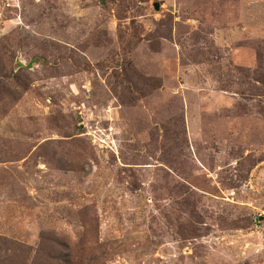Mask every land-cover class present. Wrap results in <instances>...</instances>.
Wrapping results in <instances>:
<instances>
[{"label":"rangeland","instance_id":"rangeland-1","mask_svg":"<svg viewBox=\"0 0 264 264\" xmlns=\"http://www.w3.org/2000/svg\"><path fill=\"white\" fill-rule=\"evenodd\" d=\"M0 64V264H264V0H0Z\"/></svg>","mask_w":264,"mask_h":264},{"label":"trees","instance_id":"trees-1","mask_svg":"<svg viewBox=\"0 0 264 264\" xmlns=\"http://www.w3.org/2000/svg\"><path fill=\"white\" fill-rule=\"evenodd\" d=\"M0 68H3L4 69V66L2 64H0ZM7 79H13L14 77H12L11 73L10 74H7L5 76ZM18 80V79H17ZM3 85V82L0 81V86ZM52 253V252H51ZM41 255L40 256H37L36 258L35 257H30L29 255H26L25 256V263L26 264H54L53 262H50L49 260H54L56 259V262L58 264H62V259H63V255L62 254H54V256L50 255L47 253V251H43L40 253ZM65 255V254H64ZM42 257V258H41ZM94 258V256L91 258V260ZM44 259H49L47 263H43V260ZM66 264H79V262L76 260L75 257L71 258L70 260H66L65 261ZM85 263V262H84Z\"/></svg>","mask_w":264,"mask_h":264},{"label":"water","instance_id":"water-1","mask_svg":"<svg viewBox=\"0 0 264 264\" xmlns=\"http://www.w3.org/2000/svg\"><path fill=\"white\" fill-rule=\"evenodd\" d=\"M155 8L159 9V4L158 3H155Z\"/></svg>","mask_w":264,"mask_h":264}]
</instances>
